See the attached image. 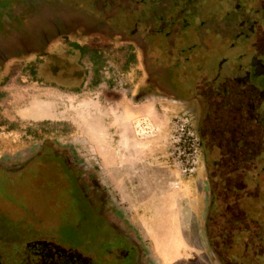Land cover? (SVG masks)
<instances>
[{"label":"rangeland","instance_id":"obj_1","mask_svg":"<svg viewBox=\"0 0 264 264\" xmlns=\"http://www.w3.org/2000/svg\"><path fill=\"white\" fill-rule=\"evenodd\" d=\"M129 1L0 0L2 264H56L55 260L58 264H86L81 263L77 251L84 257H91L90 264L131 262L130 257L117 256L124 243L107 233V226L89 208L83 194L75 192L70 185L69 174L60 163L35 161L20 172L7 171L3 167L13 161L26 160L42 144L50 142L69 149L71 158L79 162L82 169H103L95 146L96 112L100 101L107 102L105 96L112 97L116 93L107 87L84 85V81L95 77L91 53H82L71 43L78 41L102 51L106 62L102 77L114 81L115 91L125 92L127 80L138 85L145 79V51L141 36H132V29L141 11L129 9ZM46 4L66 6L68 13L77 14V17L59 29L55 26L51 40L46 43H41L36 38L38 32L33 30L31 39L36 48H31L29 37L27 46L31 50L23 51L15 37H23L22 26L30 29L39 26L37 11L39 5ZM74 7L82 13H77ZM86 12L109 21L112 19L123 31H114L109 25L100 28L89 24L92 19L84 16ZM133 40L134 46H131ZM168 88L161 86L150 90L152 95H160L163 99L168 95L164 89ZM128 90L130 95L143 94V88L136 85ZM167 98V101L161 99L166 101L165 108L161 104L158 108L168 117L164 131L172 157L171 119L180 110H175L173 97ZM106 104L109 108L112 106ZM135 124L140 140L152 138L153 128L140 120ZM153 255L159 256L156 251Z\"/></svg>","mask_w":264,"mask_h":264},{"label":"flooded vegetation","instance_id":"obj_2","mask_svg":"<svg viewBox=\"0 0 264 264\" xmlns=\"http://www.w3.org/2000/svg\"><path fill=\"white\" fill-rule=\"evenodd\" d=\"M129 2L141 11L132 36H141L145 51V79L137 87L145 94L169 87L165 97L191 116L199 139V167L207 166L211 184L215 262L264 264V0ZM30 155L3 167L20 172L35 161L60 163L107 233L124 243L117 256L146 264L149 247L111 220L110 194L96 169H82L69 149L50 142ZM77 253L81 263L93 261Z\"/></svg>","mask_w":264,"mask_h":264},{"label":"crops","instance_id":"obj_3","mask_svg":"<svg viewBox=\"0 0 264 264\" xmlns=\"http://www.w3.org/2000/svg\"><path fill=\"white\" fill-rule=\"evenodd\" d=\"M104 69H100V79L83 83L116 93L105 96L107 102H99L95 129L103 168H97L96 174L110 194L111 220L135 235L144 248L149 247L146 264H217L209 238L214 220L209 171L202 163L195 174L183 176L174 165L164 131L168 117L158 108V104L167 105L168 98L162 101L160 95L151 93L130 95L129 87L137 86L130 80L125 82V92H117L113 80L103 79ZM173 106L182 108L175 98ZM137 120L155 130L151 139L140 140Z\"/></svg>","mask_w":264,"mask_h":264},{"label":"trees","instance_id":"obj_4","mask_svg":"<svg viewBox=\"0 0 264 264\" xmlns=\"http://www.w3.org/2000/svg\"><path fill=\"white\" fill-rule=\"evenodd\" d=\"M77 13H82L81 10L79 11L78 8L74 7L73 8ZM69 9H66V6L62 5H56L51 6L50 4L46 5H39L37 13H39V26H37L35 29H30L27 26H22V38H19L18 36L15 37L17 45H20L23 48V51H30L31 49L28 48L27 46V41L29 40L28 38L32 37L34 31H37L38 40L41 43H46L48 40H51L50 36H52V31H54L55 26H57V29L61 27V25L65 24L67 21H71L73 18L77 17V14L73 13H68ZM32 13V12H31ZM30 13V14H31ZM68 13V14H67ZM92 19V21L89 24L97 25L100 28L109 25L110 28L114 31H120L119 25L116 22H113L112 19L109 21L107 18L103 17H98L96 14L91 13V12H86V15ZM53 29V30H52ZM56 29V30H57ZM104 30V28H103ZM36 33V32H35ZM55 34V33H54ZM54 43V39L52 38ZM31 42V48H36L34 45V42L32 43V39L30 40ZM40 44V43H39ZM72 46L76 50H79L80 52H90L91 53V60L93 62V72H94V79H100V69H102L105 65V55L102 53V51L99 48H93L89 46L88 44H82L78 41H72L71 43ZM1 55V54H0ZM133 55V54H132ZM129 59V57H128ZM98 77V78H97Z\"/></svg>","mask_w":264,"mask_h":264},{"label":"built area","instance_id":"obj_5","mask_svg":"<svg viewBox=\"0 0 264 264\" xmlns=\"http://www.w3.org/2000/svg\"><path fill=\"white\" fill-rule=\"evenodd\" d=\"M171 132V156L176 167L183 176L195 174L200 162V146L191 116L187 112L174 114L171 119Z\"/></svg>","mask_w":264,"mask_h":264}]
</instances>
